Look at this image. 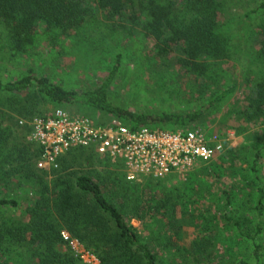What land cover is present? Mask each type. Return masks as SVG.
<instances>
[{"label":"trees","instance_id":"1","mask_svg":"<svg viewBox=\"0 0 264 264\" xmlns=\"http://www.w3.org/2000/svg\"><path fill=\"white\" fill-rule=\"evenodd\" d=\"M91 1L0 0V51L6 47V54L10 57L25 55L41 35L46 37L50 47L61 46L74 31L100 15L102 22L112 26V29H124L129 33L135 30L145 38L153 39L159 55L165 61L164 65L175 63L180 74L193 82L206 77V72L211 73L215 64L228 61L233 53L247 52L251 61L244 68L247 75L243 81L248 95L236 116L249 130L264 127V0L246 11L235 26L231 21L222 22L219 18L225 11L223 0ZM237 38L236 46L231 45ZM119 63L120 57H117L107 78L94 89L65 90L46 75H22L8 81L0 78V94L33 92L51 104L81 105L118 118L132 130L144 126L185 129L199 121L209 108L227 98L236 88V84H233L218 95H212L211 101L195 112L160 115L133 113L108 101V89L118 75ZM87 151L82 148L69 151L59 159L58 169L48 175L65 172L80 159L88 165L93 160L111 169L105 173L102 181L121 191L124 204H134V213L139 221L146 217L157 220L173 218L178 202L172 192L160 191L158 184L153 182L157 179H144V186L137 192L140 184L128 183L119 165L110 164ZM13 152L21 173L26 175L25 179L38 185L37 196L32 205L26 208L27 223L19 226L0 225V251L11 253L19 247L25 254L36 256L40 264H79L72 252L59 251L63 242L61 228H64L63 231L92 254L99 264H193V260H189L188 249H184L186 256L180 253V248L172 254L170 245L160 248L158 244L144 242L137 230L127 224L125 214L105 199L98 183L88 176H75L71 182L67 179L69 176L58 174L48 184L33 171L32 161L40 156L38 147L32 152L27 147ZM259 157L257 150L252 162L253 172ZM254 195L250 214L235 216L231 213V194L223 193L222 221L254 242L253 255L258 261L261 245L256 242L263 233L261 219L264 209L261 184L254 186ZM3 206L16 207L17 203L15 200L0 199V207ZM49 210L55 215V221L49 219ZM176 232L182 235L179 229ZM202 248L199 247L200 250ZM192 252H198L196 244ZM9 261L10 258L4 261L0 259V264H10Z\"/></svg>","mask_w":264,"mask_h":264},{"label":"rangeland","instance_id":"2","mask_svg":"<svg viewBox=\"0 0 264 264\" xmlns=\"http://www.w3.org/2000/svg\"><path fill=\"white\" fill-rule=\"evenodd\" d=\"M223 1L225 11L219 18L222 22L231 21L235 26L237 20L261 0ZM254 23L257 24V21ZM86 24L73 33L71 31L72 34L61 46L50 47L41 33L35 46L28 48L25 55L10 57L3 46L4 50L0 51V78L8 81L22 75H46L65 90H90L107 78L115 59L120 57L118 75L108 89V101L115 107L145 115L195 112L206 106L212 95H218L236 84L235 90L227 98L188 126L217 134L224 150L209 162H196L184 174L153 181L161 188L160 191L172 192L178 202L173 218L163 220L146 217L139 221L134 213V204H124L121 191L102 181L105 173L111 170L107 165L105 168L93 160L88 165L80 159L72 168L51 176L48 175L50 172L38 168L39 156L32 161L33 171L48 184L58 174L69 176L67 179L71 182L75 176H88L98 183L105 199L125 214L127 224L137 230L144 242L158 244L160 248L170 245L172 254L177 248L182 249L180 253L185 256L188 251L193 264H264V209L261 219L263 233L256 242L261 245L258 261L253 255L254 242L222 221L223 193L231 194V213L238 216L250 214L251 202L255 197L254 186L259 183L264 189V127L249 130L236 116L248 95L243 79L247 75L244 68L251 61L248 60L250 54L243 51L233 53L228 61L217 63L214 67L211 64V73L206 72V77L193 82L180 74L175 63L164 65L155 41L145 38L139 31L129 33L124 29H112V26L102 22L100 15ZM237 35L240 36L239 33ZM237 40L239 38L231 45L236 46L234 43ZM55 110L88 117L101 126L123 125L120 119L95 109L75 104H51L33 92L0 94V199L15 200L17 203L16 207H0V225L19 226L27 223L26 208L32 205L37 196L38 185L25 179L18 160L15 161L13 150L27 147L32 152L37 147L30 139V129L20 126L19 121H29ZM257 150L260 157L253 172L252 162ZM87 152L93 153L91 150ZM145 181L139 183L137 192L141 191ZM49 217L55 221L51 210ZM61 229L63 232L64 228ZM177 229L182 235L176 232ZM62 241L59 246L61 253L72 252L79 264H91L88 260L92 258L80 256L81 252H86L82 245L73 247L69 240ZM195 244L198 252L193 253ZM200 246H203L201 250ZM14 249L11 253L1 250L0 259L4 261L10 258V264H40L36 256L25 254L19 247ZM86 253L94 258L89 252Z\"/></svg>","mask_w":264,"mask_h":264},{"label":"built area","instance_id":"3","mask_svg":"<svg viewBox=\"0 0 264 264\" xmlns=\"http://www.w3.org/2000/svg\"><path fill=\"white\" fill-rule=\"evenodd\" d=\"M19 125L30 129V139L40 149L39 169L56 171L62 156L82 148L91 150L110 164L119 165L128 183L184 174L196 162H209L224 150L217 134L197 127L164 129L144 126L132 130L124 125L101 126L88 117L70 115L62 110L29 121L20 120ZM61 237L69 240L73 247L79 244L64 231ZM86 252L80 253L81 258H92L88 262L99 264Z\"/></svg>","mask_w":264,"mask_h":264}]
</instances>
